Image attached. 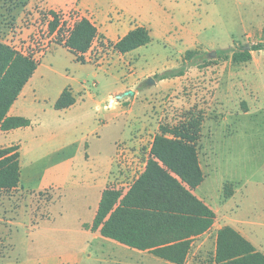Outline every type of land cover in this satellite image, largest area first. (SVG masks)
<instances>
[{
    "label": "rangeland",
    "instance_id": "rangeland-1",
    "mask_svg": "<svg viewBox=\"0 0 264 264\" xmlns=\"http://www.w3.org/2000/svg\"><path fill=\"white\" fill-rule=\"evenodd\" d=\"M80 6L77 0L54 10L63 22L58 35L48 32L52 9L43 0H0V41L39 61L21 109L29 128L0 137L5 145L19 137L22 145V187L0 190V264H38L33 255L48 252L51 264H168L81 228L78 185L88 173L99 183L108 174L107 186L126 191L144 170L159 126L176 124L189 111L203 114L197 155L204 180L194 194L216 218L194 239L185 264H205L215 251L216 227L231 219L238 228L244 222L264 252V49L247 62L231 58L240 47L264 43V0H106L109 22L126 18L124 30L140 23L151 41L124 55L101 35L83 63L58 44L79 17L101 23L90 5ZM222 48L229 50L209 57ZM186 50L202 57L184 60ZM181 66V76L158 84L153 77ZM148 77L155 83L147 85ZM67 86L77 101L55 109L59 89ZM119 86L138 93L125 96L119 107L130 110L113 118L105 105ZM67 141L68 149L56 150ZM71 153L73 165L65 175L58 171L61 188H54L47 170ZM225 184L233 195L225 196ZM84 203L80 217L89 221L94 203Z\"/></svg>",
    "mask_w": 264,
    "mask_h": 264
},
{
    "label": "trees",
    "instance_id": "trees-1",
    "mask_svg": "<svg viewBox=\"0 0 264 264\" xmlns=\"http://www.w3.org/2000/svg\"><path fill=\"white\" fill-rule=\"evenodd\" d=\"M48 13L51 17L47 24L48 32L60 33L63 24L60 14L54 10ZM66 31V36H61L58 44H63L77 61L83 63L84 54L94 40L101 37L96 25L82 16ZM150 41L149 29L137 25L110 45L118 52L126 53ZM259 49H264L263 42L252 43L248 49L231 50V58L237 63L246 62L251 58V51ZM227 50L229 48L217 49L216 54ZM201 57L197 50L184 53V60ZM38 64L34 55L0 41V130L30 125L29 118L8 115V110ZM183 73L181 66L168 68L153 77L162 80ZM74 103L70 88L65 87L53 107L61 110ZM202 124V112L189 111L176 124L160 125L153 137L144 170L126 191L106 186L91 224L83 226L98 230L101 236L129 248L147 251L174 264H184L194 238L206 232L215 219V212L193 193L204 179L197 155ZM19 158V145L0 147V190L18 187L21 175ZM227 188L225 184L224 194L229 197L232 189ZM205 264H264V254L239 231L226 225L217 229L214 254Z\"/></svg>",
    "mask_w": 264,
    "mask_h": 264
},
{
    "label": "crops",
    "instance_id": "crops-1",
    "mask_svg": "<svg viewBox=\"0 0 264 264\" xmlns=\"http://www.w3.org/2000/svg\"><path fill=\"white\" fill-rule=\"evenodd\" d=\"M76 1L77 0H43V4L45 6H47V7H49L48 9H52V10H56V9H59L60 10L61 9V10H63V9H66V8H69L70 9L72 7V4H74ZM105 2H106V0H80V5H81L80 7H88L90 5V8L94 11L95 16L98 17V18H100V21H101V23L99 25L98 24H95L96 27H97V30H98V35L99 36L102 35L104 37V39H109L110 41H112L113 43H115L119 38H121L123 35H125L129 30L133 29L135 27V25L132 26V27H130V28H126L124 30V28H125V21H126V18H124V17L123 18L120 17V19H118V20L114 19L113 22H109V19H108V16H107L109 13L103 7V4ZM137 25H141V24L139 23ZM252 52L253 51H251V57H252ZM127 53H129V52H126V53H123V54L125 55ZM38 66H39V64H38ZM38 66H37V68H38ZM37 68H36V70H37ZM36 70L34 71V73L32 74V76L30 77V79L27 81V83L24 85V87L22 88L21 92L17 96L16 100L13 102V104L9 108L8 115H12V116H15V115L22 116V115H24V116H26L25 113H21L22 112L21 109L24 107V99L26 97V91H27V88L29 86V82L31 81L32 77L35 75ZM136 79H139V78H136ZM167 79H169V78H167ZM167 79L158 80L157 81V84L160 81L167 80ZM67 87L70 88L73 96L76 99V91L71 86H67ZM63 89L64 88H60L59 89V91L57 93V97L60 95V93L62 92ZM126 90H130V89L129 88H126L125 86H119V87H117L114 90L113 93L109 94V98L110 99L113 98L115 96L114 95L112 97L113 94L121 93V92H124ZM137 93L138 92L133 91V94H134L133 97H135L137 95ZM116 100H118V99H115L113 101L114 102V104H113L114 108H110V105L112 104V102H110V101L108 102L107 105H105V109L107 111H109V116L110 117H113V118H116L118 116V114L127 113L130 110V108L129 109H124V108L121 109L119 107V105H121L122 103H124V102L127 101L125 97L121 98V100H119V101H116ZM73 105H71V106H73ZM71 106H69L67 108H70ZM67 108H65V109H67ZM65 109H61V110H65ZM28 128H29V126L24 127V128L23 127L15 128V129H11V130H8V131H2V130H0V137L2 138V137H5L6 135L14 134V133L19 132V131L25 132V130L28 129ZM21 129H23V130H21ZM51 136H52L51 139L52 138H55V137H53L52 134H51ZM65 136H67V135L65 134L64 137ZM13 140H15V141H11L7 145L1 144V142H0V147L9 146V145H12V144L19 145V152H20L19 161H20V168H21V156H22V149L21 148H22V145H21V142H20V138L19 137H16ZM71 145H72V143L71 142L68 143V141H67V142H64L63 144H60L58 147H56V150L61 151V150H64V149H68ZM117 151L118 150L116 149V152ZM73 158L74 157H73V155L71 153L70 155H68L66 157V159H63V161H61V162H59L57 164H54V165L49 166V170L46 169L48 174L53 173V175L51 174L52 175L51 178L54 181V183H52L53 186H54V188H59V189L61 188V185H60V182H61L60 179L61 178L58 177V175L60 174V173H58V171H60V170L63 169L61 172H62L63 175H65L64 174V169L67 170V171H69V168L71 167V165H73L72 164L73 163ZM62 166H64V168ZM108 176L109 175L107 174L106 179H103V181L101 183H99V181L97 180V178H95L93 176V174L90 175L88 173V176L85 177V178H83V180L81 181L80 185H78L79 186L78 190L82 193L81 200H83V203H81L80 205L79 204L76 205V208L82 213V209H81L82 206H83V209L86 206V204L84 203L85 200H89V201L92 200L93 203H94V205H93V210H92L91 216L89 218V221H86V220L81 219V217H80L81 214H80L79 211H78V214L75 216V220L77 222H79V225H80L81 228H83L87 232L93 233L96 236H99V234H100L98 230L92 231L91 229L84 227L83 224H91L92 219L94 217V214L96 212L97 206H98V201L100 199L101 192L107 186ZM20 180H21V176H20ZM18 187H22V186L18 185ZM195 189L193 190V193H194ZM199 199H201V198L199 197ZM74 206H75V203H74ZM64 214H65V210H63L62 215H64ZM215 218H216V215H215ZM44 219L45 218H43L41 220H44ZM229 221H230V223L229 224L227 223V226H231L235 230L239 231L247 240H249L253 244V246L256 248V250H258V251H260V252H262L264 254V252L254 242H252V240L248 237V235H246L247 234L246 233L247 231L243 228L244 222H239V223H242V224H241V228H238L236 226V224H235L237 221L232 220V219L229 220ZM213 225H215V219H214ZM211 227L208 230H210ZM221 227L222 226L218 225L216 227V230L219 229V228H221ZM206 232H204L203 234H205ZM203 234H201V235H203ZM201 235H198L195 238H197V237H199ZM193 242H194V240L192 241L191 244H193ZM33 256H34L33 257V260L34 261H37L38 264H51V262H53V259H54L53 254L51 252H48V253L44 254L43 256H40L39 255V257H37L36 255H33ZM164 261H165V263H168V264H174V263L168 262L166 260H164ZM184 264H185V262H184Z\"/></svg>",
    "mask_w": 264,
    "mask_h": 264
},
{
    "label": "water",
    "instance_id": "water-1",
    "mask_svg": "<svg viewBox=\"0 0 264 264\" xmlns=\"http://www.w3.org/2000/svg\"><path fill=\"white\" fill-rule=\"evenodd\" d=\"M244 48L248 49L249 45H246ZM208 55H209V57H214L216 55V50L211 51ZM145 82L147 83V85H152V84L155 83V80L152 77H148ZM132 94H133L132 90H126L124 92L116 94L114 96V98L110 99V102H113L115 99H121V98H123V97H125L127 95H132Z\"/></svg>",
    "mask_w": 264,
    "mask_h": 264
}]
</instances>
